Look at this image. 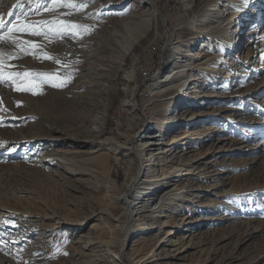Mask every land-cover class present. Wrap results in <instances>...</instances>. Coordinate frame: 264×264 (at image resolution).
I'll return each instance as SVG.
<instances>
[{
	"label": "rangeland",
	"instance_id": "1",
	"mask_svg": "<svg viewBox=\"0 0 264 264\" xmlns=\"http://www.w3.org/2000/svg\"><path fill=\"white\" fill-rule=\"evenodd\" d=\"M73 2L84 6L0 0L6 24L87 27L17 33L38 44L28 54L0 42L6 72L69 80L36 94L0 83V264H264V0H152L155 17L139 0ZM211 22L222 33L197 31ZM200 50V61L183 57ZM188 131L186 144H166ZM154 132L164 156L127 191L123 147ZM125 191L135 234L114 201Z\"/></svg>",
	"mask_w": 264,
	"mask_h": 264
},
{
	"label": "bare ground",
	"instance_id": "2",
	"mask_svg": "<svg viewBox=\"0 0 264 264\" xmlns=\"http://www.w3.org/2000/svg\"><path fill=\"white\" fill-rule=\"evenodd\" d=\"M139 2H141V3H143V4H145V5H147L148 7H149V15L150 16H158V14H159V10H158V8L156 7V5L152 2V0H139ZM219 15V14H218ZM162 17V16H161ZM222 17V16H221ZM220 17V18H221ZM229 18V17H228ZM219 19V18H218ZM211 20V19H210ZM222 20V19H221ZM224 20V19H223ZM228 20V19H227ZM225 21V20H224ZM216 22V21H215ZM208 24V23H207ZM213 23L211 22V24H208V25H206V24H203V25H201V27L199 26L198 28H197V31H199L200 32V34L203 32V30H204V28H206V30H207V33L209 32V31H215L216 32V34H220V33H222V30L219 28V26L218 25H214V26H211ZM194 27H195V24L193 25ZM194 31V30H193ZM204 32H206L205 30H204ZM203 32V33H204ZM168 33V32H167ZM213 33V32H212ZM197 34V33H196ZM170 36V35H169ZM135 39V38H134ZM209 41V40H208ZM208 41H206V39L204 40V41H202L201 43V46H202V48L204 49V48H207V46L209 45L208 44ZM130 44H131V42H130V40H129V42H128V45L126 46V47H124L123 49H124V53H127L128 51H129V49L131 48L130 47ZM211 47V46H210ZM202 49V50H203ZM202 50H200L199 52H196L195 54H192V55H190V54H184V56L183 57H187V56H192V59L194 60V62H197V61H200V60H202V55H201V51ZM203 53V52H202ZM180 55V54H179ZM204 55H205V53H204ZM181 57V56H180ZM183 59V58H182ZM205 59V58H204ZM179 60V59H178ZM176 62L178 63V65H180V64H182L183 63V61L182 62H178L177 60H176ZM185 62H187L186 61V59H185ZM184 65H182V67L184 68L185 66H188L186 63H183ZM197 65V64H196ZM199 68H200V66H198ZM180 68H181V66H180ZM190 70H191V68H189ZM177 72H178V70H177ZM177 72H175V71H172V72H170V73H168V74H166L165 75V78H164V82H167V81H171L173 78H175V75H177ZM191 72V71H190ZM192 77V76H191ZM192 81H197L196 79H193L192 78ZM199 81V80H198ZM180 82V81H179ZM170 83H173V82H170ZM163 85V84H162ZM173 86H174V84H173ZM160 87H162V86H160ZM166 87V86H165ZM168 87V86H167ZM180 87H182L183 88V86L182 85H180ZM181 88V89H182ZM175 89V88H174ZM166 90L167 89H164V88H162V90H160L158 93H160V94H163V93H165L166 92ZM176 90V89H175ZM183 91V90H182ZM172 94V93H171ZM164 95H166V94H164ZM165 97V96H164ZM168 97V96H167ZM178 97V96H177ZM167 99V98H166ZM164 100V99H163ZM165 102V101H164ZM165 104V103H164ZM131 107H132V109H134V110H136V106H135V104L133 103V100H132V104H131ZM172 124H176V123H173V122H171ZM168 124V122L165 124V125H167ZM175 126H173V128H174ZM176 128H178V126L176 127ZM161 133V132H160ZM158 133L157 132H154V133H149V134H147V135H145V136H143V139H141V143L140 144H138V145H133L132 143H129V145L127 146V147H123L124 148V150H123V152L125 151V153H124V156L127 158L126 159V164H127V168H126V172H125V178H124V180L126 181L125 182V186H126V190L127 191H133L134 189H135V186H136V177H137V175H138V173H140V172H145L144 170H145V168L148 166V162L150 161V156H155V155H160V154H162L163 153V156H164V152H165V145L166 144H169V145H176L178 142H180V145H184V144H186V142L184 141V140H187V139H189V136H191L193 133H190L189 131L188 132H186L185 134H177L176 136H172L171 135V137H170V141L169 142H167L166 144L165 143H163L162 141H161V139L163 140V136L161 135V139H159L158 138V135H157ZM157 138V139H156ZM182 141V142H181ZM179 145V146H180ZM180 148V147H179ZM180 150V149H179ZM167 151V150H166ZM97 151H92L91 152V154H95ZM142 152H143V154H142ZM145 152V153H144ZM180 152V151H179ZM162 156V157H163ZM159 157V156H158ZM155 158V157H154ZM153 159V158H152ZM163 159V158H162ZM176 169H174L173 167L171 168V172H173V171H175ZM150 188V187H149ZM159 188H160V186L158 185V184H152V186H151V188L150 189H152V191H149V193L150 194H152V197L155 195V193L159 190ZM146 189H147V187H146ZM128 194H130V193H128ZM126 196H127V192L125 191V193L121 196V197H115L114 198V201H115V204H118V203H122L123 204V207H122V210L124 211V213H125V221H124V225H125V230H127L128 228H130V226H131V228H132V232H133V234H135L136 232H134L135 230H134V228H133V226H132V222L130 221V214H132V213H130L129 214V212H132L133 210H134V208H135V206H134V203H132V201H127L126 200ZM149 198V197H148ZM151 204V206L154 204V200L150 203ZM100 209V208H99ZM106 212V211H105ZM101 214V213H100ZM104 215H106L107 217H110L112 220H115L116 218L114 217V215H112L111 213H105ZM117 220H118V218H117ZM104 224V223H103ZM106 224V223H105ZM105 226V225H104ZM106 226H107V224H106ZM116 228V227H115ZM109 231V230H108ZM126 232V231H125ZM143 232V231H142ZM82 235V234H81ZM108 236V235H107ZM127 235L125 234L124 235V239H122V243H121V248L119 249V250H122V248H123V245H124V243H125V237H126ZM84 237V235H82V238ZM98 238H100L101 239V236H100V234L98 235ZM113 238H111L109 241H107V245H108V248L110 249V248H112V246L115 244V242L114 241H116V240H112ZM80 240H76V241H73L74 243H77V242H79ZM115 246V245H114ZM109 249H108V251L107 252H109V254H110V251H109ZM113 252H114V250H113ZM122 252V251H121ZM108 254V253H107ZM111 254H112V252H111ZM112 256V255H111ZM123 256H124V253L122 252V253H120V251L116 254V260H118V262L119 263H121L122 261H123ZM142 262H143V259L142 258H139L135 263L136 264H142ZM150 262V261H149Z\"/></svg>",
	"mask_w": 264,
	"mask_h": 264
},
{
	"label": "snow or ice",
	"instance_id": "3",
	"mask_svg": "<svg viewBox=\"0 0 264 264\" xmlns=\"http://www.w3.org/2000/svg\"><path fill=\"white\" fill-rule=\"evenodd\" d=\"M30 2L42 5L46 11L59 7L79 10L80 7L84 6L83 4L77 5L75 2H73V0H30ZM16 7H21V5L17 4ZM81 27H84V30L87 31L86 26L69 24L63 20L38 21L35 23L22 22L17 25L16 23L6 24L3 19H0V42L13 43L21 53L28 54L29 49L24 47V45H29L31 49L35 50L39 47L38 44L32 40L21 39L17 33L27 34L35 37L43 36L45 39H48L49 37H55L57 35H75L73 30L78 32L80 31ZM12 58L14 57H8L7 59ZM43 58L50 59V57L47 55H45ZM5 61V55L0 53V83L11 82L15 84L18 80L24 81L25 86L21 87L18 85L17 90L31 91L33 94H36V90L40 84H51L53 87H60L63 83L69 82L67 78L61 79L50 74H34L29 72L20 73L13 71L6 72L5 68L11 67V65H6ZM56 63L59 64L60 61L57 60ZM57 79H61V83H56L55 81Z\"/></svg>",
	"mask_w": 264,
	"mask_h": 264
}]
</instances>
